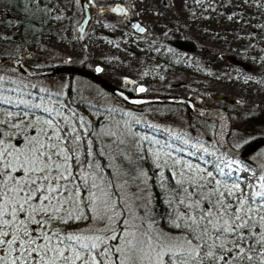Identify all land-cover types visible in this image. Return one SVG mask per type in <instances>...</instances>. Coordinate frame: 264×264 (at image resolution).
<instances>
[{"label": "rangeland", "instance_id": "rangeland-1", "mask_svg": "<svg viewBox=\"0 0 264 264\" xmlns=\"http://www.w3.org/2000/svg\"><path fill=\"white\" fill-rule=\"evenodd\" d=\"M34 1L38 11H42L50 21L44 26L41 48L37 51L20 49L22 37L2 27L3 22H13L18 16L4 2H0V40L3 38L8 42L7 45H0V57L19 58L27 54L29 57L23 61L31 69L73 66L95 72L100 68L99 75L103 79L129 95L190 97L204 109L218 107L216 101L221 99L215 96L222 95L223 101L228 104L225 110L230 127L227 137L237 144L251 137L252 140L264 137V73L261 71L264 70V43L251 47L243 38L246 26H250V32L255 33L262 25L255 20L257 14L250 0ZM84 3L90 18L80 36ZM116 4L127 9L128 13L117 15L119 19L105 17L103 10L110 9L112 12ZM238 16L247 20L238 19ZM134 20L146 28L144 34H136L130 29L129 24ZM160 38L188 42L183 46V54L191 71L165 74L164 79L159 76L151 78L154 75L149 73L156 70L154 52L161 46L170 47L166 40ZM68 83L74 89L72 93L82 91L84 104L90 108L86 117L72 108L71 93H66ZM0 103L44 113L48 118L43 119L36 138L42 139L45 144H59L64 149L61 155L71 157L68 166L76 175L74 179L70 177L68 183L72 188L79 185V190L84 189L78 199L83 201L81 206L92 209V216L89 223L74 228L79 231L77 233L65 234L70 230V220L67 224L58 225V222L52 221L49 230L55 229L61 236H107L105 231L109 220L104 216V202L107 200L101 189L103 178L99 176L98 168L93 171L89 163L93 140H98L109 151L118 152L122 148L139 154H145L146 150L154 152L157 148L169 153L181 147L180 153L203 163V166L212 161L211 165H218L219 169L242 178L248 185L259 187L264 184L260 174L249 171L225 154L218 156L222 153L219 150L214 153V150L196 145L193 138H177L178 132L171 130L184 128L180 125L185 120L181 108L164 104L133 107L85 77L70 76L68 73L48 77L21 76L9 66H0ZM192 125L201 128V123L196 121ZM239 130L243 131V135L234 139ZM211 133L203 135L195 131L201 142L209 141L208 145L212 142ZM48 136H58L59 139L48 140ZM24 139L26 141L27 137ZM176 143L177 146L174 145ZM8 147L12 153L25 150L24 144L22 148ZM250 161L264 170V146L254 153ZM142 174L145 176L144 172ZM142 174L136 172L122 181L124 185L138 181ZM91 193L96 196L95 206L91 203ZM136 197L142 201L147 194L136 193ZM146 227L142 217L138 219L133 215L127 220L124 246L129 248L127 242L131 241L147 264H155L157 243ZM84 242L90 244L93 241ZM71 243L76 244L75 241ZM98 247L109 248V239ZM72 254V249L65 251V255ZM76 264H86V261H77ZM105 264H114L111 251Z\"/></svg>", "mask_w": 264, "mask_h": 264}, {"label": "trees", "instance_id": "trees-1", "mask_svg": "<svg viewBox=\"0 0 264 264\" xmlns=\"http://www.w3.org/2000/svg\"><path fill=\"white\" fill-rule=\"evenodd\" d=\"M0 2H4L8 8L18 16L17 20L13 22H3L4 25L2 27L5 26L8 30H13V35L22 37V41L19 43L20 49L31 48L35 51L39 50L41 48L40 40L44 32V26L50 24L49 18H46L42 11H38L34 0H0ZM250 3L254 5V10L257 14L255 20L260 21L262 25L259 29H256L257 31L255 33H251V27L246 26L243 38H245L244 40L247 41L251 47H257V44L264 43V0H250ZM103 13L106 14L105 17L107 18L119 19L110 9H104ZM98 16L100 17L99 14ZM238 19H241L240 16H238ZM241 20L245 21L247 19L244 17ZM1 28L0 30H2ZM160 39L166 40L170 47L167 49L161 46L154 52L153 62L156 64V70L149 73L154 75L151 78H157V76H159V78L162 77V79H164L165 74H177L178 72L191 71L188 69V59L183 54V46L188 42H177L168 38ZM7 44L8 42L6 39L2 38L0 40V45ZM191 50H195V48ZM13 58L18 57L14 56ZM9 67L19 75L27 76L21 73L16 67ZM261 71L264 73L263 69H261ZM68 74H70V76H76L71 73ZM72 91H74V89L70 83H68L66 93H71L70 102L72 108L86 117L89 114L90 108L84 104L85 97L82 91L77 90L74 93H72ZM33 92L36 93V89H33ZM187 98L191 99L190 97ZM216 102L219 105L218 107L224 110L228 108L226 102ZM194 103L197 105L195 101ZM164 105L181 108L185 113L184 123L180 121V125L184 128H182V130H171V132H178L176 135L177 138L186 137L189 140L193 138L196 145H202L204 148L214 150V153L219 150L214 136L215 130L219 124L218 119L196 116L184 105ZM47 118L48 117L40 111H33L0 103V133H3L4 145H10L16 148L17 145H19V148H22L24 144L25 150L22 151H27L29 147L28 141L32 137H36L40 134L38 130L42 128L41 123L43 119ZM39 120L41 121L39 122ZM195 121L201 123V128L192 125ZM229 128L230 127L225 131L224 136L225 142L232 150L240 151L252 141L251 138L253 137L247 141L244 140L241 144H237L236 142L233 143L232 140L227 137ZM136 130L142 133L144 132V130H140L139 128H136ZM208 130L212 132L209 136L213 144L211 142L210 145H208V140L201 142L195 134V131L197 134H209L210 132ZM242 135L243 131L239 130L238 136L233 138L235 139ZM25 137H27L26 141L24 139ZM92 143L89 149V163L93 171L97 168L100 171L99 176L101 175L103 178L101 189L110 207L114 206L112 211L108 209L104 211V216L108 217L107 220H109L108 227L110 226L115 230L114 233L105 231V235L109 236L110 234H115L118 237L117 240L109 239V247L111 246L113 249L111 252L113 254L114 264H147L145 260H143L144 257H141V254L138 255L137 250L133 251L124 246V230L127 226V222L125 223V221L131 219L133 215L137 216L138 219L142 217L143 224L145 223L147 225L146 228L150 231L153 241L157 243V255L154 263L169 264L170 253H182L192 249V245L187 243L189 239H192V230L183 226V224H181V227H176L177 223H181L179 220L181 214L196 217L197 212H203L204 209L209 208L217 199H223L225 204H232L233 209L239 205L241 200L245 201V207H247L249 203L256 206L258 203L264 202V184L259 187L248 185L242 178H238L227 173L225 170L219 169L218 165H211L212 161L210 162L211 164L203 166V163L180 153L181 147H177L178 151L174 150L169 153L157 148L154 149V152L146 150L145 154H139L135 150L131 151L122 148L118 152L115 150L109 151L108 147L99 144L98 140H93ZM174 145L177 146L178 144L176 143ZM259 148L249 156L235 160L249 171L260 174L264 182V170L260 167H256L250 161ZM219 152L221 153L220 150ZM222 154L224 153L218 154V156ZM96 164H99V166ZM136 172H140V174L144 172L145 176L142 174L138 181H131L129 184L124 185L122 180L125 177L132 176ZM75 175V173H72V177H75ZM72 182H76V180H72ZM237 182L239 183V189L235 190L234 195H228L226 189H232L233 185ZM80 192L83 193L84 189L82 188ZM141 192L147 194V198H144L142 201L136 197V193ZM221 192L225 193L223 197L220 196ZM180 201H184L185 203L181 204ZM196 202L200 205L199 209H189L186 207L187 204H194ZM233 209H229V212L233 211ZM81 212L82 217L80 219L70 220V230L66 231L67 233L65 234L77 233L79 231L74 229L76 226L89 223L92 216L90 211L86 207L81 206ZM249 215L253 216L254 220L259 221V215H254L251 212ZM56 223L57 225L62 224L60 221H56ZM189 223L191 222L189 221ZM204 223H206V221ZM57 227L59 228V226ZM252 231H264V228H254ZM198 233L199 230H197V234ZM209 234L213 237L215 236V233L212 231H210ZM258 239V236L256 239L249 236L248 241L243 245L247 250L249 244H254L256 248L255 255L257 256H259V253L264 252V248L256 243ZM195 243L196 241L194 240L193 244ZM116 248L121 249V251H114ZM116 256H119L118 261L116 260ZM260 259H264V257H259L251 262L243 261L242 264H260ZM171 264H178V261L173 257ZM205 264H207V262H205Z\"/></svg>", "mask_w": 264, "mask_h": 264}, {"label": "snow or ice", "instance_id": "snow-or-ice-1", "mask_svg": "<svg viewBox=\"0 0 264 264\" xmlns=\"http://www.w3.org/2000/svg\"><path fill=\"white\" fill-rule=\"evenodd\" d=\"M54 138L59 139L58 136L47 137L48 140ZM28 144L26 152L12 153L4 145L3 133H0V264H76L77 261L105 264L113 249L111 246L104 249L98 245H103L106 239L117 240L115 234L106 237H86L84 234L61 236L49 230L52 221L67 224L69 220L82 217L83 201L78 199L81 196L80 186L73 189L68 183L72 177L68 166L71 157L61 155L64 149L59 144H45L35 136ZM238 189L237 182L226 191L228 195H234ZM224 195V192L220 193L221 197ZM90 197L95 206V193H91ZM113 207L108 201L104 202L105 209L112 211ZM186 207L199 209L200 205L196 202ZM229 209H233L232 204L217 199L203 212H197L196 217L181 214V223H177L176 227L183 224L192 230V239L187 241L192 249L170 253L169 264L173 257L178 264H242L243 261L251 262L264 257V252L255 255L254 244H249L247 250L243 247L249 236L253 239L258 236L256 243L264 248V231H252L254 228H264V202L256 206L249 203L245 207V201L241 200L233 211L229 212ZM250 212L259 215V221L254 220ZM106 231L115 232L110 226ZM210 231L215 233L214 237L209 234ZM85 240L93 242L89 244ZM73 241L78 244V248L71 243ZM127 243L133 251L137 250L131 241ZM68 249L73 250L72 255H65ZM93 250H96L95 254ZM114 251L121 249L116 248ZM116 260H119V256H116ZM260 264H264V259H260Z\"/></svg>", "mask_w": 264, "mask_h": 264}, {"label": "water", "instance_id": "water-1", "mask_svg": "<svg viewBox=\"0 0 264 264\" xmlns=\"http://www.w3.org/2000/svg\"><path fill=\"white\" fill-rule=\"evenodd\" d=\"M86 6L87 5L84 3V18L81 22L82 29L79 32L80 36L82 35V32L86 27L90 18ZM112 13L115 15H126L128 11L120 4H116L112 8ZM129 26L130 29L136 34L142 35L146 32V28L136 20L131 21ZM27 57H29V55L27 54H24L19 58L0 57V66H14L21 73L30 77H48V76L64 74V73H71L77 76L85 77L96 82L105 91L109 92L110 94H112L113 96H115L116 98H118L119 100L130 106L139 107L149 104L184 105L191 113H193L196 116L213 117L219 120V124L214 133L215 141L219 150L232 159H240L247 157L250 154H252L257 148L264 146V137H258L253 139L250 143H248V145L242 150L240 151L232 150L225 142V136H224L225 131L229 127V117L227 112L221 107H216L211 109L200 108L191 99L180 96L154 97V96L129 95L120 88L112 85L111 83L103 79L99 75L100 68H97L95 72L87 71L85 69L77 68L73 66H63V67L46 68V69H31L23 61V59ZM215 97L217 99H221V101H223L224 99L222 95H216Z\"/></svg>", "mask_w": 264, "mask_h": 264}, {"label": "flooded vegetation", "instance_id": "flooded-vegetation-1", "mask_svg": "<svg viewBox=\"0 0 264 264\" xmlns=\"http://www.w3.org/2000/svg\"><path fill=\"white\" fill-rule=\"evenodd\" d=\"M87 7V6H86ZM87 10H88V7H87ZM89 12V11H88Z\"/></svg>", "mask_w": 264, "mask_h": 264}]
</instances>
